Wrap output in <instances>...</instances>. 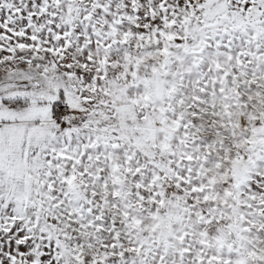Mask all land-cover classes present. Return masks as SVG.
Segmentation results:
<instances>
[{
	"label": "snow or ice",
	"instance_id": "1",
	"mask_svg": "<svg viewBox=\"0 0 264 264\" xmlns=\"http://www.w3.org/2000/svg\"><path fill=\"white\" fill-rule=\"evenodd\" d=\"M0 264H264V0H0Z\"/></svg>",
	"mask_w": 264,
	"mask_h": 264
}]
</instances>
